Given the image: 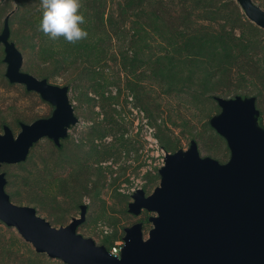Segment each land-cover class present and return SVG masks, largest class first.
<instances>
[{
    "label": "rangeland",
    "instance_id": "rangeland-1",
    "mask_svg": "<svg viewBox=\"0 0 264 264\" xmlns=\"http://www.w3.org/2000/svg\"><path fill=\"white\" fill-rule=\"evenodd\" d=\"M118 1L105 0L102 17L89 33L97 39V46L103 43L104 53L86 72L75 76L82 66L80 60L74 65L53 62L60 56L70 57V49L59 40L37 38L30 27L31 14L42 15L41 5L29 13V0H0V30L10 13L9 39L22 54L21 69L50 83L68 85L78 117L59 146L42 137L24 161L2 164L5 190L12 202L33 206L55 227L78 217V205L85 203L86 218L76 231L96 244L118 240L124 227L137 221L144 223L143 235L147 236L151 223L146 219L154 213L142 210L133 215L127 204L135 189L149 194L159 184L158 168L166 152L187 148L194 139L201 156L228 160L225 139L209 124V118L220 111L215 96H255L264 126V29L255 36L258 45L237 57H225L223 63L215 53L218 36L245 42L249 35L241 20L251 21L236 0H200L199 4L143 0L137 20L119 17ZM252 1L264 9V0ZM82 4L81 11L87 0ZM238 11L241 19H237ZM109 17L123 34L107 27ZM187 37L197 38L189 51L194 55L191 59L197 58L194 65L200 71L189 79L185 77L190 64L183 62L188 58L178 52ZM42 47L57 55L47 57L40 52ZM3 55L0 44V121L15 135L20 121L47 117L53 107L22 84L8 83ZM125 55L134 63L123 61ZM135 93L141 103L135 101ZM0 264L67 263L36 252L14 227L0 221Z\"/></svg>",
    "mask_w": 264,
    "mask_h": 264
},
{
    "label": "water",
    "instance_id": "water-1",
    "mask_svg": "<svg viewBox=\"0 0 264 264\" xmlns=\"http://www.w3.org/2000/svg\"><path fill=\"white\" fill-rule=\"evenodd\" d=\"M246 17L264 29V9L252 0H236ZM8 13L0 30L4 76L22 84L52 105L47 117L19 122L14 135L7 124L0 132V167L24 161L42 137L59 146L78 117L69 99V86L53 84L23 71L22 54L10 38ZM220 111L209 124L221 135L229 158L220 162L201 156L194 139L187 148L166 152L158 168L159 184L145 194L131 193L127 210L147 217L151 227L143 235V222L124 227L119 256L103 244L84 237L76 228L85 221L87 205L78 217L55 227L29 205L11 201L0 170V221L14 227L36 252L67 264H264V126L255 96L214 97Z\"/></svg>",
    "mask_w": 264,
    "mask_h": 264
},
{
    "label": "trees",
    "instance_id": "trees-1",
    "mask_svg": "<svg viewBox=\"0 0 264 264\" xmlns=\"http://www.w3.org/2000/svg\"><path fill=\"white\" fill-rule=\"evenodd\" d=\"M31 2V5L29 7V13H31L32 11H34L37 5L40 4V0H29ZM105 0H87V6L82 10L84 13V16L86 18V25L85 28L88 31V33H91L92 30H94V25L98 24V22L100 21L101 17H102V13H103V4H104ZM193 2L195 4H199L200 0H193ZM143 3V0H119L118 4H119V17L121 19H125L126 17H135L137 20V11L139 10V8L141 7ZM212 3L214 4V2L208 1L207 4L208 5H212ZM19 4H24L22 1L19 2ZM237 19H241L240 17V12L238 11L237 13ZM42 16V15H41ZM41 16H37L35 13L31 14L30 16V21H28L31 25L30 27L33 29V32L35 34V36L39 39L43 38L45 35L38 30V25L41 19ZM108 25L107 27L110 28L111 30H113V32H115L117 35H119V33H124V30H120V27H117V22L113 21L111 19V17H109L108 20ZM137 23V22H136ZM241 25L243 26V28L245 30L248 31L249 35H246L247 37L245 38V42L237 41L235 42L234 40L231 41V39L228 36L225 35H221L218 36L217 39H215L216 41H218L217 45H219L217 47L218 50H215V53L219 54L221 59L223 60L224 63V58L226 57L227 59H229V57H237L239 56L241 53H245L247 52L248 49H252L253 47H256L258 45L255 36L257 34H260L262 32V29L257 27L256 25H254L251 22H244L241 20ZM140 27H142V25H139ZM136 26L132 25V28H135ZM103 29L106 31V26H103ZM118 30V31H116ZM109 33V32H107ZM137 34H138V29H137ZM244 37V35H243ZM96 40L93 37L88 36V38L86 40L80 41L76 44H70L68 42H66L63 38H61L59 41L63 43V45L67 46L70 50V53H67L70 55V57H65L64 59H62L63 56H60L59 58H56L55 60H53V62H56V65H63L66 63H71V64H75L77 63V61H81V68L80 70L76 73L75 76L81 75L83 74V72L88 70V65L90 64H94L96 61H94L95 58H100L102 53H104V48H103V43L98 45L96 44ZM194 41L195 44L197 41L196 37H187L185 39L184 42L180 43V47L181 49L178 50L179 55H185V57H187L188 59H184L183 62L185 64V62H188L190 65L189 66H185L188 69V74L186 75L185 78L189 79L192 78L193 75L195 76L198 72L197 66L194 65L195 61L198 62V60H196L197 58L191 59L192 56H194L191 51H189L190 47H195L194 46ZM216 45V46H217ZM202 46V45H201ZM203 47H201L202 49ZM183 49H188L186 50L185 53H183ZM200 49V50H201ZM235 50V52L232 55V51ZM237 50V51H236ZM40 52L43 53H47L45 55H47V57H54L57 55V53L55 55H53L49 50H46L45 47L40 49ZM95 56V57H93ZM171 57V56H170ZM123 61L124 59L125 62L131 61L133 62V59H130L129 57H127L125 55V57H122ZM228 61V60H227ZM1 62V61H0ZM172 62V60H171ZM229 62V61H228ZM134 63V62H133ZM132 63V64H133ZM199 65V64H198ZM173 69V65H171ZM196 66V67H195ZM200 67H204L203 65H201ZM74 71H75V67H73ZM168 72L171 70H167ZM87 75V73H86ZM47 76V75H46ZM74 76V77H75ZM89 76V75H88ZM91 77V76H90ZM8 83H10L8 81ZM171 84H173V82H171ZM133 90L134 86H133ZM135 98L137 102L141 103V100L139 98H137V94L135 93ZM144 110L147 112V109L143 106ZM259 124L263 126V124L261 123V117H259L258 119ZM1 126L2 124H4V120L0 121ZM147 220V219H146ZM113 242L110 241V243L106 244L103 243L106 247H108L109 245H111Z\"/></svg>",
    "mask_w": 264,
    "mask_h": 264
},
{
    "label": "clouds",
    "instance_id": "clouds-1",
    "mask_svg": "<svg viewBox=\"0 0 264 264\" xmlns=\"http://www.w3.org/2000/svg\"><path fill=\"white\" fill-rule=\"evenodd\" d=\"M42 16L38 25L52 41L63 38L70 44L86 40V18L81 11L82 0H40Z\"/></svg>",
    "mask_w": 264,
    "mask_h": 264
},
{
    "label": "built area",
    "instance_id": "built-area-1",
    "mask_svg": "<svg viewBox=\"0 0 264 264\" xmlns=\"http://www.w3.org/2000/svg\"><path fill=\"white\" fill-rule=\"evenodd\" d=\"M122 237L119 238L118 240L113 241V243L111 245H109L108 247L105 246L107 248V250H108V253L110 255H113V256H116V257L119 256L120 249H121V247L123 245V238Z\"/></svg>",
    "mask_w": 264,
    "mask_h": 264
},
{
    "label": "flooded vegetation",
    "instance_id": "flooded-vegetation-1",
    "mask_svg": "<svg viewBox=\"0 0 264 264\" xmlns=\"http://www.w3.org/2000/svg\"><path fill=\"white\" fill-rule=\"evenodd\" d=\"M80 205V204H79ZM79 205H78V209H79ZM79 213H80V209H79ZM78 216H79V214H78ZM73 217V216H72Z\"/></svg>",
    "mask_w": 264,
    "mask_h": 264
}]
</instances>
